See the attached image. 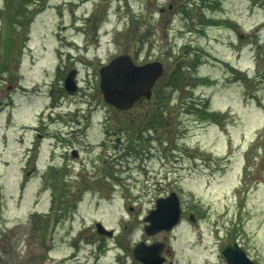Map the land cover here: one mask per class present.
I'll use <instances>...</instances> for the list:
<instances>
[{
  "label": "rangeland",
  "instance_id": "obj_1",
  "mask_svg": "<svg viewBox=\"0 0 264 264\" xmlns=\"http://www.w3.org/2000/svg\"><path fill=\"white\" fill-rule=\"evenodd\" d=\"M6 2L0 0V61L7 63L0 73V264H117L115 239L96 242L95 235L80 236L73 252V233L96 217H106L115 226L114 218L125 213L123 200L143 214L171 188L181 192L187 208L198 207L210 223L218 224L219 244L236 238L264 264V0H42L38 6L32 4L35 14L26 36L22 40L21 35L19 46L5 60ZM201 13L221 23L204 25ZM60 51L70 52L73 62L64 64ZM122 53L139 63L159 59L166 65L150 98L130 112L106 107L102 114H108L113 142L116 135L129 131L133 118L148 124L162 110L164 122H155L159 132L152 161H129L126 157L136 152L133 147L119 153L87 145L85 151L100 154L95 164L86 154L84 160L81 156L74 161V167L51 168L48 161L60 154L62 145L55 148V137L47 136L39 169L30 170L27 146L35 137L31 127L38 110L47 105L48 84L58 64L80 70L82 94L65 95L64 111L56 113V121L43 131L61 127L72 139L80 138L85 129L100 138L104 126L97 125L94 116L93 129L86 128L87 105L81 100L103 99L94 85L96 68ZM196 58L199 63L194 66ZM181 62L187 66L182 84L162 100L164 107L170 99L174 104L157 107L158 93L166 91L168 78ZM194 74L208 82L193 80ZM207 104L216 119L203 117ZM92 137L82 135L86 143ZM31 153L36 155L37 149ZM62 192L68 204L61 199L59 209L79 198L82 207L75 212L71 208L66 220L61 213L52 226V196ZM96 201L105 202L101 209L94 208ZM35 208L42 210V218L33 214ZM231 231L237 233L231 236ZM207 236L214 250L215 236ZM117 238L128 243L136 236Z\"/></svg>",
  "mask_w": 264,
  "mask_h": 264
},
{
  "label": "flooded vegetation",
  "instance_id": "obj_2",
  "mask_svg": "<svg viewBox=\"0 0 264 264\" xmlns=\"http://www.w3.org/2000/svg\"><path fill=\"white\" fill-rule=\"evenodd\" d=\"M65 53V54H63ZM61 56V61L65 64H70L73 60L71 57V54L68 52H59ZM77 60V59H76ZM111 60V59H110ZM109 60V61H110ZM108 61V62H109ZM137 63L138 60L135 59ZM73 62V61H72ZM108 62L100 65L99 69L96 68V78L98 79V82L95 81V89L96 93L98 94L99 91L101 92L100 88V80H101V74H100V68L107 64ZM73 66H77L73 63ZM74 70V75L77 79V82L79 83V90L77 92H71L68 90L65 86V80L66 77L71 71ZM80 70L77 67H72L68 70L63 69L62 63L58 64V68L54 71V78L53 80L49 81V88L47 95L49 97L47 101V105L45 108H42L40 111L38 110L36 116V124H35V137H32L29 145L27 146V151L30 152L29 156L30 162H33V167L30 168V170H38L39 167V159L41 154V145L44 141V139L47 136H53L56 140V147H59L62 145V150L60 154H55L54 158L48 161L49 166L51 168H57L59 166L62 167H74L75 163L74 161L81 156V160H84L86 157H84L86 154H88V157L91 159L93 158V164L96 163L98 160L100 154H97L96 150H93L95 152L91 151H85L87 149V145H94L98 146V150H103L104 152H107L110 148L114 151H118L119 153H122L123 151H126L127 149L129 151H132L131 147H133L136 152H131V157H126L129 161L131 160L133 163L137 161H143L142 163H139L141 165L144 164V162H150L155 157L154 153V147H155V139L156 134L159 131L156 128L155 124V116L153 117V120L146 124L142 121L137 122L134 118L132 120V124L129 127V131H125L124 135H116V139L113 140V142L109 139V136L111 135L107 129V122H108V114L102 115L104 113H107V110H104L106 107L108 109L120 111V112H130V110H133V108L136 106L138 102H141L144 98H141L140 100H137L133 107L126 110H121L116 108L114 105L109 104L105 101V99L101 98L99 100L94 99H88V100H81L87 105V111H85V118H86V128L93 129L92 126H94V116H96L97 125L104 126L105 132H100L101 137H97V132H87L85 129L84 131L80 132L81 137H74L72 139H67L65 132L61 127H59V131H49L45 132L44 127L45 125L51 124V122L56 121L52 118H54V115L56 113H62L64 110L61 109L63 105V100H66L65 95L73 96H81L82 94V85H80ZM163 79V78H162ZM161 80V79H160ZM158 80L155 84V86L159 83ZM153 87V91L154 88ZM161 90V87H160ZM25 91V90H24ZM41 93V92H40ZM34 96H38L37 94H32ZM103 97V96H102ZM168 105L171 106V104H174L175 100L170 99L167 101ZM184 105V102H183ZM182 105V106H183ZM0 108L1 104H0ZM61 109V110H60ZM195 112L201 113V109L198 108L194 109ZM49 114L48 117L45 116V114ZM102 115V116H101ZM181 117V116H180ZM149 118V115H148ZM47 119L49 121H47ZM105 119V120H104ZM51 120V121H50ZM170 123V122H169ZM168 123V124H169ZM182 123V122H181ZM69 124V121H66V126ZM71 127H74L73 122L70 124ZM69 125V126H70ZM124 126V125H123ZM122 126V130H125L126 128ZM181 130L184 129L182 124H180ZM161 129V126H160ZM72 130L76 131V129L72 128ZM50 133V134H48ZM82 135L85 136H95L92 137L88 143H86V139L82 138ZM178 135V133H177ZM47 137V138H49ZM177 138V136L175 137ZM22 142H25V135L23 134L21 136ZM69 142H74L73 145L70 147H67L69 145ZM85 142V143H84ZM112 143V144H110ZM171 144V143H169ZM81 145V146H80ZM147 146V148H146ZM37 149V154L33 155L31 152L33 149ZM54 148V149H55ZM138 150V151H137ZM176 152V150H173ZM28 155V153H26ZM98 156V157H97ZM133 158L134 161L131 159ZM140 159V160H139ZM176 160H179V157H176ZM100 161V159H99ZM106 161V160H104ZM81 161V166H86ZM35 164V165H34ZM26 167V166H25ZM138 167V166H137ZM81 170H83L82 167H80ZM185 168H187L185 166ZM46 169V167H45ZM27 174L29 171L26 172ZM119 178V177H118ZM66 181H69V179H66ZM174 188H171L168 192L165 193L167 195L170 193ZM179 196H180V206H181V213L179 216L178 222L174 225V227L170 230L167 229H161L155 232H148L149 225L151 224L148 219V215L150 211L155 208L157 198H155V201L151 207L147 209L145 213L142 214V212H136L134 211L136 207L130 203H128V200H123L122 206L125 209V213L121 215L119 218H114V220H117L116 225L112 226L110 225L106 220V217H96L88 226L83 225L82 227L77 230L74 234L73 238V248L76 246L79 242L77 240L81 241L80 236H89V235H95L98 237V240L96 242H102L106 239H109V237L100 234L98 231L99 224L103 223L105 226H107L109 229H113L114 235L110 239H115L116 248L118 250L116 262L117 264H147L144 261L137 258V251L139 254H143L146 257H152L154 255L153 249L157 248L159 250V256L163 257V260L161 264H229L227 255L225 253V250L227 247L235 248L237 245L236 243L240 245V248L245 252V254L249 257H251L254 261H257L252 254L250 253L249 249L245 246V244H242L236 238L231 239L225 243H218V241H221V234L219 231V227L217 223H210L208 217L206 214L203 215V211H201L198 207H192L187 208L185 204L183 203V199L181 197V192L177 189H175ZM62 196H55V194L52 196L51 204H50V210L54 212V222L57 221L58 217L63 213L65 216L63 219L66 220L69 218L68 212L71 211V208L73 212L78 211L82 207L83 198H79L76 202H72V205H68L66 207H62L59 209L60 206V200L62 199L65 204H68L64 199L65 192H62ZM163 195V196H165ZM66 197L69 199V193H66ZM70 203H71V199ZM55 203V207H54ZM105 202L96 201L94 208L96 210L101 209ZM109 204H112V202H108ZM53 207V209H52ZM47 209V212L50 211ZM66 210V211H65ZM90 227V229H87ZM90 230V231H89ZM179 230V232H177ZM207 230L211 233V235L215 236V242L212 247L215 249L212 250L211 246L208 244V236L210 233H207ZM89 231V232H88ZM235 231H231V236L235 235ZM130 235L131 237L133 235L136 236L134 240L131 239V242L125 243L123 238H117L124 237L126 235ZM230 237L229 233H226V237ZM231 238V237H230ZM108 246V245H106ZM105 247V246H104ZM102 247L101 249H103ZM97 248V247H96ZM238 248V247H237ZM155 250V249H154ZM73 252H76L75 248ZM258 262V261H257ZM260 263V262H259Z\"/></svg>",
  "mask_w": 264,
  "mask_h": 264
},
{
  "label": "water",
  "instance_id": "obj_3",
  "mask_svg": "<svg viewBox=\"0 0 264 264\" xmlns=\"http://www.w3.org/2000/svg\"><path fill=\"white\" fill-rule=\"evenodd\" d=\"M164 72L165 67L160 60L136 64L130 54L124 53L114 57L108 64L101 67L100 87L108 103L119 109H129L138 99L151 97L152 88L156 81L164 75ZM65 86L71 92L78 90L74 70L66 77ZM180 213V200L175 191L165 197L158 198L156 207L148 215L147 220L151 223L148 232L161 229L170 230L178 222ZM99 231L108 233L110 236L113 234L102 225ZM154 249L152 257H146L139 254L138 251L136 256L147 264H161L163 257L159 256L157 248ZM225 253L229 264H259L249 258L238 245L235 248L227 247Z\"/></svg>",
  "mask_w": 264,
  "mask_h": 264
},
{
  "label": "trees",
  "instance_id": "obj_4",
  "mask_svg": "<svg viewBox=\"0 0 264 264\" xmlns=\"http://www.w3.org/2000/svg\"><path fill=\"white\" fill-rule=\"evenodd\" d=\"M33 3H37L36 6H38L40 2L38 0H7L5 7H3V10H5L6 12V21H7L4 30L5 51H4L3 59L5 60L9 59V56L12 52L11 50L19 46L18 43L21 40L20 38L21 35H22V40L24 36H26L25 34L27 33V30L29 29V26L32 22V16L35 14V10L33 9V5H32ZM184 10L188 12L186 8ZM202 18H203L202 21L205 24L221 23L220 19H215V18L206 19L204 16ZM15 34H18L19 37H14ZM198 63H199V59L196 58L194 66H196ZM6 69H7V63L4 60L0 61V73L5 71ZM186 69L187 66L183 65L182 62L176 64L174 73H172V75L168 78L167 86L165 88L166 91L162 93L161 92L158 93L159 94L158 100H160L159 102L161 103L157 107H163V108L167 107V106L166 107L163 106L162 100H166L164 99L167 98V96L165 95L166 92L168 96H170L171 98V93L178 90V88L182 84L184 71ZM192 78L195 81H200L203 83L208 82V79L206 77H201L196 74H194ZM203 113H204L203 117L205 119L217 118L215 117V112H213L210 109L208 104L204 106ZM159 114H160L159 116L157 114L155 116V122L157 124H161L164 122V115L162 113V110L159 111ZM39 222L42 224V219ZM45 227H47V224L45 225Z\"/></svg>",
  "mask_w": 264,
  "mask_h": 264
}]
</instances>
